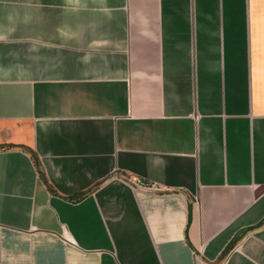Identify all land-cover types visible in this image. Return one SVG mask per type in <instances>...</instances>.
<instances>
[{
  "label": "crops",
  "instance_id": "0c3cea01",
  "mask_svg": "<svg viewBox=\"0 0 264 264\" xmlns=\"http://www.w3.org/2000/svg\"><path fill=\"white\" fill-rule=\"evenodd\" d=\"M0 264H264V0H0Z\"/></svg>",
  "mask_w": 264,
  "mask_h": 264
},
{
  "label": "trees",
  "instance_id": "16d2710c",
  "mask_svg": "<svg viewBox=\"0 0 264 264\" xmlns=\"http://www.w3.org/2000/svg\"><path fill=\"white\" fill-rule=\"evenodd\" d=\"M31 154H32V158L34 160V163L36 164V167L38 169V173H39L40 177L42 178L44 183H46V185L49 187L50 185L48 183V180H47V177H46V175L44 173V170H43V168L40 165L38 157L32 151H31Z\"/></svg>",
  "mask_w": 264,
  "mask_h": 264
},
{
  "label": "built area",
  "instance_id": "2783aa9c",
  "mask_svg": "<svg viewBox=\"0 0 264 264\" xmlns=\"http://www.w3.org/2000/svg\"><path fill=\"white\" fill-rule=\"evenodd\" d=\"M135 181H136L138 184H141V185L145 184V181H144L143 179H141V178H136Z\"/></svg>",
  "mask_w": 264,
  "mask_h": 264
}]
</instances>
